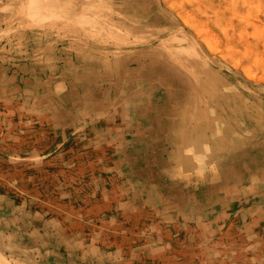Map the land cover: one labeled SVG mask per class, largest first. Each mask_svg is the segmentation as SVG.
Returning a JSON list of instances; mask_svg holds the SVG:
<instances>
[{"label": "rangeland", "instance_id": "374dc122", "mask_svg": "<svg viewBox=\"0 0 264 264\" xmlns=\"http://www.w3.org/2000/svg\"><path fill=\"white\" fill-rule=\"evenodd\" d=\"M117 160L159 214L105 220ZM0 219V264L264 263V0H0Z\"/></svg>", "mask_w": 264, "mask_h": 264}, {"label": "crops", "instance_id": "0c3cea01", "mask_svg": "<svg viewBox=\"0 0 264 264\" xmlns=\"http://www.w3.org/2000/svg\"><path fill=\"white\" fill-rule=\"evenodd\" d=\"M138 108L139 107H137V109ZM141 151H143L142 152L143 154L140 153V157L139 158H142L144 156V154H145L144 150H141ZM128 153H129L128 150H126V149L123 150V152L119 153V158H124L125 156L127 157ZM135 154H138V152L135 153ZM118 163L121 165L122 162L119 161V160L115 161V166L114 167H110L109 171L110 172L114 171V173H116V175L120 177V181L119 182H117L116 180H114L113 182L111 181V183H113L111 189L110 188L109 189H102L104 191H108V193L106 195H104V198L107 201V203H106L107 212L105 213V217H104L105 220H111V221H115V222L116 221H120L121 223H124V222H127V221H133V219L135 221H138L139 219H138L137 213H139L140 211H145V210H148V211H151V212L154 211L157 214L158 213V207H156V206H157L158 200L157 199L154 200V198L152 199L151 198V194H150V196L148 195L147 198H145V197L143 198V196H142L143 195V191L142 190L139 191L138 185H140V187H142L143 183H144L142 181V179H145V177L142 176L143 172H144L143 166H135V167L132 168L131 166L125 165V166H117L116 167V165ZM124 168L125 169L127 168L130 171H137L136 175H134L136 180L129 181L127 177H126V179L121 180L122 176L124 175L123 174V170H125ZM149 185L154 186V188L157 187V185H155L153 183H151ZM15 206H16V209H17L18 205H15ZM23 206L25 207V211L27 209L29 211V213L25 214L26 217H25V220H24V223H23L24 225H23V229H22L23 237L30 238L29 236H31V232H32V227H31L32 215H31V212H30L31 211L30 202L26 203V199H24L23 200ZM10 207H11V210L8 211V214H12V212L10 213V211H14L15 210V207L13 206L12 203H10ZM173 209H175V208H173ZM173 214H175V211H174ZM70 216H71V220L72 221L79 220L78 212H73L72 214H70ZM26 218H27V220H26ZM63 219H64V216H63ZM238 220H240V219H238ZM0 221H1V219H0ZM14 227H16V226H14ZM59 227L61 229H63L62 226L59 225ZM234 227H235L234 233L236 232L237 235H239V236H237V237L233 236L232 239H240V238L244 237L243 232L245 230H241L240 228H238L236 226H234ZM128 230H130V229H129L128 225L125 224V228L123 227L119 231V236L118 237L127 238L128 237V235H127V231ZM174 231H176V230H174ZM246 231H247L246 232L247 233L246 236L248 238V245L247 246H239L238 248H236V250L235 249L231 250V251H233V253H237L239 255H247L246 257L244 256L245 262L238 263V264H264V263H261V262H257V258H256V242H255V237H256L255 228L254 227H250V225H249V227L247 228ZM14 232L16 233V231H14ZM114 235H115V233H114ZM170 236L176 238L177 235L174 236L171 233ZM130 237H132V236H129V238ZM232 244L236 245V244H239V242H237L236 240H233ZM208 248H209L208 246H205L203 251H202L201 248H199V251H200L201 254H203V253L207 254L209 252L207 250ZM193 251H195V250L193 249ZM193 251H191V253H193ZM0 253H1V251H0ZM167 264H197V263H194V262L180 263L179 261H176L174 259V260H172L171 263L169 262ZM198 264H213V263L212 262H204L203 261V257H202V261L198 262Z\"/></svg>", "mask_w": 264, "mask_h": 264}]
</instances>
